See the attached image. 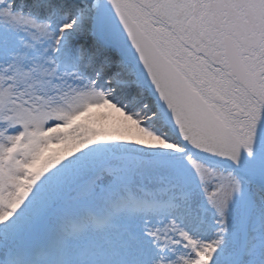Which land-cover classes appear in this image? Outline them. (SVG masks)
I'll use <instances>...</instances> for the list:
<instances>
[{
	"label": "snow or ice",
	"instance_id": "1",
	"mask_svg": "<svg viewBox=\"0 0 264 264\" xmlns=\"http://www.w3.org/2000/svg\"><path fill=\"white\" fill-rule=\"evenodd\" d=\"M0 264H264V0H0Z\"/></svg>",
	"mask_w": 264,
	"mask_h": 264
},
{
	"label": "water",
	"instance_id": "2",
	"mask_svg": "<svg viewBox=\"0 0 264 264\" xmlns=\"http://www.w3.org/2000/svg\"><path fill=\"white\" fill-rule=\"evenodd\" d=\"M114 31L118 33V29H114ZM118 39H119V44H120V51L118 52V54L120 55V57H122L128 63H130L132 65V67L137 72L142 83L149 89L151 96L157 100L155 94L153 93L151 85L149 84L148 80L146 79L142 69L140 68V66L136 60L134 52L130 49V47L124 41L122 36L118 35ZM157 102H158L159 107H161L158 100H157Z\"/></svg>",
	"mask_w": 264,
	"mask_h": 264
},
{
	"label": "rangeland",
	"instance_id": "3",
	"mask_svg": "<svg viewBox=\"0 0 264 264\" xmlns=\"http://www.w3.org/2000/svg\"><path fill=\"white\" fill-rule=\"evenodd\" d=\"M117 101L122 103L120 100H117ZM111 117H112V110L109 105L105 104V105L95 108L91 112L88 118L89 120L95 121L96 123L105 124L111 119ZM50 131H63V130L58 129V130H50Z\"/></svg>",
	"mask_w": 264,
	"mask_h": 264
},
{
	"label": "bare ground",
	"instance_id": "4",
	"mask_svg": "<svg viewBox=\"0 0 264 264\" xmlns=\"http://www.w3.org/2000/svg\"><path fill=\"white\" fill-rule=\"evenodd\" d=\"M117 58H118V60L122 59L118 53H117ZM122 60H123V62H125V60H124V59H122ZM125 65H126V64H125ZM142 89H144V87H143ZM147 91H148V90H146V92H144V93L142 94V96H144V95L148 94V92H147ZM151 99L153 100V102H155V103H156V100H155V98H151ZM156 105L158 106V104H157V103H156Z\"/></svg>",
	"mask_w": 264,
	"mask_h": 264
}]
</instances>
